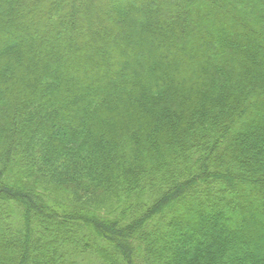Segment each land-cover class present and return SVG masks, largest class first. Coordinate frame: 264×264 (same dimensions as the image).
<instances>
[{
  "label": "trees",
  "instance_id": "obj_1",
  "mask_svg": "<svg viewBox=\"0 0 264 264\" xmlns=\"http://www.w3.org/2000/svg\"><path fill=\"white\" fill-rule=\"evenodd\" d=\"M0 264H264V0H0Z\"/></svg>",
  "mask_w": 264,
  "mask_h": 264
}]
</instances>
